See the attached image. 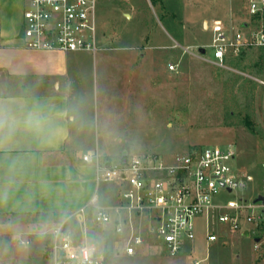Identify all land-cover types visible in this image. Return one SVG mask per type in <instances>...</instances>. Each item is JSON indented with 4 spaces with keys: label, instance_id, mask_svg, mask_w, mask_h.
I'll use <instances>...</instances> for the list:
<instances>
[{
    "label": "rangeland",
    "instance_id": "374dc122",
    "mask_svg": "<svg viewBox=\"0 0 264 264\" xmlns=\"http://www.w3.org/2000/svg\"><path fill=\"white\" fill-rule=\"evenodd\" d=\"M250 4L251 0H98L96 35L100 50L95 56L71 52L64 63L73 87L81 85L86 95L83 111L86 135L90 136L85 147L93 150L99 146L104 129L116 126L108 121L115 117L118 106L105 98L101 57L122 51L127 54L122 63L128 64L124 76L127 103L120 106V129H126L125 138L118 151L103 161L118 165L123 162V152L126 157L157 155L170 159L192 150L232 147L238 171L251 174L254 188L259 184V189L264 178V47H248L239 56L230 57L226 68L207 61L213 52L208 47L212 32L206 19L210 25L221 20L245 34L264 31V11L251 16ZM131 6L143 7L140 18L128 19L125 14H136ZM2 8H8L14 27L23 28L26 0H13ZM238 10L244 14L238 16ZM168 29L176 31L174 40L165 36ZM160 43L170 48L160 50ZM200 50H206L205 54ZM142 52L149 56L140 58ZM164 63L177 67L173 72L168 70L169 80L166 77L158 87L157 73ZM247 119L253 131L245 125ZM103 194L105 206L117 204L116 187L108 186ZM76 216L67 229L74 240L93 244L105 264H192L194 260H204V264H257L254 236L216 224L217 240L210 243L204 218L196 219L195 240L177 257L168 256L153 243V237L142 252L128 257L124 254L127 235L115 236L112 226L95 224L90 213L85 214L86 222H80V227L76 220L81 216ZM58 222L61 219L41 216L0 217V264H25V259L30 264H52L51 256L43 252L50 239L44 232ZM20 237L26 245L17 243Z\"/></svg>",
    "mask_w": 264,
    "mask_h": 264
},
{
    "label": "built area",
    "instance_id": "2783aa9c",
    "mask_svg": "<svg viewBox=\"0 0 264 264\" xmlns=\"http://www.w3.org/2000/svg\"><path fill=\"white\" fill-rule=\"evenodd\" d=\"M26 2L24 48L41 52H87L93 56L98 53V0ZM249 11L251 16L263 12L264 0H251ZM209 30L212 39L208 47L213 58L207 61L220 68H226L230 57L239 56L248 47H264V31L245 34L221 20H215ZM176 67L168 64L171 72ZM236 158L232 147L216 146L179 153L170 159L130 155L125 164L106 165L95 151L83 160L95 166L97 190L76 215L82 218L88 208H93L95 224L112 226L115 236L127 235L124 254L128 257L142 252L150 244L149 237L168 256L177 257L194 242L196 219L204 218L208 242L217 240L216 224L244 236L252 235L257 245V264H264V200L256 201L260 196L264 198V178L259 189V184L254 188L255 178L238 171ZM103 184H112L117 189L114 207L101 205L98 191ZM225 195L232 198L226 200ZM67 222L64 220L44 232L52 240V264H105L93 244L74 242L66 228ZM17 243L26 245L21 237ZM192 264H204V260H194Z\"/></svg>",
    "mask_w": 264,
    "mask_h": 264
},
{
    "label": "crops",
    "instance_id": "0c3cea01",
    "mask_svg": "<svg viewBox=\"0 0 264 264\" xmlns=\"http://www.w3.org/2000/svg\"><path fill=\"white\" fill-rule=\"evenodd\" d=\"M12 2L13 0H0V106L16 113L39 106L56 119L63 132L51 143H41L31 136L17 134L0 145V215L43 217L57 214V220L61 219V222L68 220L69 224L72 217L88 204L97 188L95 166L85 162L83 157L98 151L103 160L118 151L121 140L125 138L126 129L124 131L120 129L123 121L120 106L127 103L124 76L128 64L122 63L127 54L120 51L101 57L106 81L105 98H108V101L114 100V104L118 106L114 113L115 117L108 121L115 123L116 126L106 127L101 136L102 142L91 150L84 145L86 137L90 136L89 133L86 135V117L83 111L86 95L82 92L81 85L73 87L70 70L64 66L71 52H41L24 48L23 28L19 27L21 29L19 31L18 27H14L8 8H2L10 6ZM131 7L136 14H125L129 15L128 19H133V16L140 18L143 7ZM240 13L244 14L238 10L237 15ZM206 22L210 27L207 19ZM175 33V30L168 29L165 36L174 40L172 35ZM159 37L162 35L156 37L157 42ZM158 48L165 50L170 47L167 48L160 43ZM148 56L147 53H139L140 58ZM166 77L169 80L168 64L164 63L157 73L158 87L160 84L162 86ZM123 154L126 152H123L122 156ZM107 162L104 164L116 165ZM103 185L100 198L102 206H105L103 204L105 188L115 186ZM91 209L93 208H88L86 213L94 217L95 210L92 212ZM76 221L81 227L80 222H86L85 215ZM71 235L74 239L72 233ZM32 238L36 237L32 235ZM24 263L30 264V261L25 259Z\"/></svg>",
    "mask_w": 264,
    "mask_h": 264
},
{
    "label": "clouds",
    "instance_id": "9594fccd",
    "mask_svg": "<svg viewBox=\"0 0 264 264\" xmlns=\"http://www.w3.org/2000/svg\"><path fill=\"white\" fill-rule=\"evenodd\" d=\"M56 119L39 106L19 113L0 106V145L17 134L28 135L41 143H51L62 135Z\"/></svg>",
    "mask_w": 264,
    "mask_h": 264
},
{
    "label": "trees",
    "instance_id": "16d2710c",
    "mask_svg": "<svg viewBox=\"0 0 264 264\" xmlns=\"http://www.w3.org/2000/svg\"><path fill=\"white\" fill-rule=\"evenodd\" d=\"M151 1H153L154 3L156 2V0H151ZM179 29V28H178ZM245 125L250 129V130H252L253 131V127H252V125H251V122H250V119H247L246 120V122H245ZM5 216H7V217H22V216H26V217H29V216H34V217H37V216H39V215H19V214H9V215H0V217H5ZM44 218L46 217V218H48V219H56L57 218V214H50V215H46V216H43ZM51 239H49V240H46V242H45V254L46 255H49L50 254V252H51Z\"/></svg>",
    "mask_w": 264,
    "mask_h": 264
},
{
    "label": "water",
    "instance_id": "95a60500",
    "mask_svg": "<svg viewBox=\"0 0 264 264\" xmlns=\"http://www.w3.org/2000/svg\"><path fill=\"white\" fill-rule=\"evenodd\" d=\"M127 17H129V15H127ZM200 52L202 53V54H204L205 53V50H200ZM126 154H123V163L125 164L126 163ZM264 200V198L262 197V196H260L256 201L258 202V201H263ZM247 235V234H246Z\"/></svg>",
    "mask_w": 264,
    "mask_h": 264
}]
</instances>
